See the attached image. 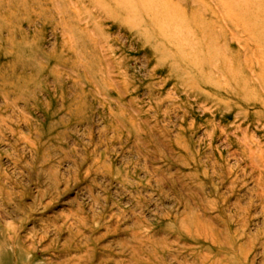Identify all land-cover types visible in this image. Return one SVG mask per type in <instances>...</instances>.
<instances>
[{"label": "rangeland", "instance_id": "374dc122", "mask_svg": "<svg viewBox=\"0 0 264 264\" xmlns=\"http://www.w3.org/2000/svg\"><path fill=\"white\" fill-rule=\"evenodd\" d=\"M0 264H264V0H0Z\"/></svg>", "mask_w": 264, "mask_h": 264}]
</instances>
